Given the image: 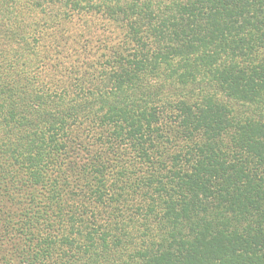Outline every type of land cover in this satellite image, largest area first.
I'll list each match as a JSON object with an SVG mask.
<instances>
[{
    "label": "trees",
    "instance_id": "16d2710c",
    "mask_svg": "<svg viewBox=\"0 0 264 264\" xmlns=\"http://www.w3.org/2000/svg\"><path fill=\"white\" fill-rule=\"evenodd\" d=\"M0 264H264V0H0Z\"/></svg>",
    "mask_w": 264,
    "mask_h": 264
}]
</instances>
